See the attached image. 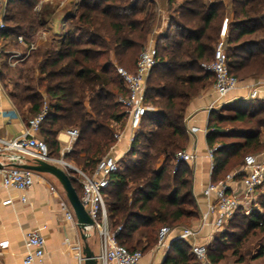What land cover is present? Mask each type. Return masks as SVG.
<instances>
[{
    "label": "trees",
    "instance_id": "obj_1",
    "mask_svg": "<svg viewBox=\"0 0 264 264\" xmlns=\"http://www.w3.org/2000/svg\"><path fill=\"white\" fill-rule=\"evenodd\" d=\"M39 1L8 0L6 27L0 32V44L16 42L20 34L26 42H31L30 32L36 26L44 27L54 11L48 9L44 12L46 17L37 18ZM154 3V0H82L77 13L69 18L71 22L75 20L77 31L93 30V38L86 42L108 46L115 60L109 53L100 61L105 52L79 47L80 39L73 32L64 34L59 48L47 49L43 54L38 84L45 95L28 86L25 87L27 93L22 98L17 97L33 102L36 111L46 101L47 113L39 131L47 144L50 143L52 155L56 149L59 151L56 135L65 128H76L79 135L64 156L85 170H93L115 142L114 122L123 125L126 117L117 99L125 88L115 64L119 61L129 70L135 69V53L143 50L152 31L155 11L154 6L148 7ZM175 3L176 0H169V9L173 10L169 25L156 39L158 62L148 76L146 87L149 109L129 150L119 159L120 169L110 176L105 190L111 228L116 230L120 226L117 239L129 249L143 250L141 244H135L140 239L148 244L155 242L164 224L175 227L182 225L186 218H199V208L191 190L192 172L186 161L176 160L175 153L184 149L187 141L184 118L190 98L213 82V74L201 63L213 59L227 9L224 0H181L173 9ZM230 5L233 18L228 26L225 52L231 73L238 76L243 68L248 73L264 72V0H230ZM106 20L112 30L109 37L98 31L107 27ZM25 27L29 34L22 32ZM258 33L260 35L256 36ZM155 68L159 69L154 73ZM225 120L243 121L247 131L222 132L210 127ZM144 121L150 128L142 126ZM263 125L264 117H257L256 113L236 110L223 115L213 112L207 141L209 146L220 144L213 157V181L223 177L218 175L232 159L242 156L243 161L250 150L264 147ZM162 156L165 160L157 168ZM72 182L77 190L74 178ZM258 198L261 210L237 212L226 224L230 228L225 226L226 229L216 232L213 242L207 244L212 264L222 258L221 244L232 243L231 239L236 238L235 228L245 227L244 234L257 229L264 232V190ZM238 238L233 240L236 246L241 243ZM170 246L176 254L170 253L164 264L200 263L186 239L177 238ZM261 256H264V246L257 255Z\"/></svg>",
    "mask_w": 264,
    "mask_h": 264
},
{
    "label": "built area",
    "instance_id": "obj_2",
    "mask_svg": "<svg viewBox=\"0 0 264 264\" xmlns=\"http://www.w3.org/2000/svg\"><path fill=\"white\" fill-rule=\"evenodd\" d=\"M8 0H0V32L5 29V8ZM18 41L23 44H29L34 48L33 42H26L24 35H18ZM226 38L218 39L214 47L213 59L209 62H202L201 66L213 74V87L218 93L219 98H223L227 93L237 87L239 78L231 73L226 57ZM158 62V49L156 39L151 37L141 51L135 69L129 70L127 67L115 64V69L125 92L118 95L124 112L126 113L125 122H114L116 130L114 132L115 142L110 146L96 163L93 170L87 172L85 169L75 166L63 156L71 150V145L65 147L61 157L53 156L50 153L47 142L35 132L40 130L41 124L47 113V106L28 120V125L24 133L14 138L0 137V154L9 152L12 154L13 163L20 162L17 153H28L35 159H42L63 167L74 179L80 181L81 194L80 200L85 209L94 221L91 226L97 233L100 240V249L95 254L98 264H141L143 251L141 249H129L126 245L120 243L117 239V233L120 226L113 230L110 225L109 212L105 202V190L109 185L110 176L120 169L119 159L113 154L114 148L127 134L132 141L135 133L140 127L141 120L148 111L149 106L146 103L147 79L152 68ZM260 82L255 84L250 97H256ZM200 128L198 126L188 127L189 133H196ZM69 136V142L72 143L79 135L76 128L66 129ZM220 147L217 143L208 149L211 159L214 152ZM177 161H191L194 155L184 149L175 153ZM1 161V160H0ZM0 167V195L6 191V196L0 197L1 205H11L14 203L12 190L20 192L21 201H27L26 191L35 183L38 173L32 169L22 168L13 164H5L1 161ZM214 167V161L212 168ZM76 175L78 177H76ZM240 185L238 192L233 189L232 184ZM51 189H54L51 186ZM264 189V150L254 153H248L244 156L243 163L239 169L227 172L224 177L218 181H211L204 189L206 196L214 195V200L209 204L208 209L201 215V225L208 222L209 216L213 215L212 225L215 232L223 231L228 220L237 212H249L253 209L261 210V203L258 200L261 190ZM67 219L77 223V218L73 208L64 206ZM178 230L176 238L188 239L196 234L200 227L182 226L178 228L170 225H163L157 233V245H165L169 234ZM7 246V241H0V247ZM26 252L24 256L25 264H32L40 261L45 255L46 238L39 229H33L25 233ZM78 259H85L82 245L76 243L72 245ZM191 252L200 261L201 264H212L208 258L207 244L192 243Z\"/></svg>",
    "mask_w": 264,
    "mask_h": 264
},
{
    "label": "crops",
    "instance_id": "obj_3",
    "mask_svg": "<svg viewBox=\"0 0 264 264\" xmlns=\"http://www.w3.org/2000/svg\"><path fill=\"white\" fill-rule=\"evenodd\" d=\"M224 1L227 2L228 8L227 15L221 26L219 39L223 36L227 37L228 26L233 18L230 0ZM154 2L159 17L162 16L164 18L169 10V0H154ZM69 16L70 14L67 15V17ZM58 19L57 10L55 9L53 16L49 18L46 25L56 28ZM168 21L170 22V19ZM158 25L157 21V23L153 24L152 30L160 33L158 32ZM168 25L169 23L167 22L166 28H168ZM42 29L46 36L48 31L44 28ZM1 62L2 57L0 54V137L14 138L24 133L28 120L40 112L44 105L36 111L31 101H24V103L20 104L16 102V95L6 81L4 71L1 69ZM237 77L239 78L237 87L229 91L225 97L219 98L213 87V82H211L205 89L190 98L185 110L184 125L187 141L184 145V150L194 155V159L186 161V163L192 172L191 190L199 208V218L192 221L188 226L200 227L196 234L186 239L190 245L192 243L209 244L216 233L211 223L213 215L209 216L208 222L201 225L202 213L208 209L209 204L214 200V195L206 196L203 193L207 185L213 181L212 163L214 160L208 154V149L211 146H209L207 141L208 132L211 130L210 127H215L222 132L231 129H238L242 133L247 131V127L230 126L225 128L213 124L209 127L210 117L213 112L228 115L233 114L236 110H244L247 113H256L257 117H264V72L248 73L247 69L243 68L242 73ZM259 82L260 86L257 96L250 97L254 85ZM231 122L245 123L240 120ZM191 126H198L200 129L196 133H189L188 127ZM34 134L39 137L43 136L41 131ZM56 137L59 141V153L56 154L55 152L53 156L61 157L65 147L69 145L72 147L74 142H69L66 128L60 130ZM130 144L131 140L127 134L117 142L113 154L118 159L122 158L129 150ZM16 155L20 160L18 163L34 161V158L28 153L20 152ZM65 159L73 163L71 159ZM0 160L8 165L12 164L14 159L11 153L5 151L0 154ZM164 160L163 156L159 158L156 167H160ZM51 186L54 189H51ZM232 187L238 192L240 185L233 183ZM11 193L14 196V203L0 206V241H7V246L0 247V264H25L23 261L26 252L25 233L33 229H39L45 236L46 250L43 258L32 264H85V259L80 261L72 249V245L79 243L82 245L83 250L84 241L77 223L67 219L65 216L64 206H70L71 208L72 206L55 176L50 173H38L35 183L26 191V202L20 200L19 191L12 190ZM4 196H6V191L1 192L0 197ZM182 226L179 225L177 227L180 228ZM178 230L169 234L163 246H158L156 240L151 244L142 239L136 242L135 244H141L140 248L143 249L141 264H164L170 253L175 256L176 253L171 251L170 245L173 240L177 239ZM86 232H89L87 241L91 249L95 254L98 253L100 240L97 233L91 227Z\"/></svg>",
    "mask_w": 264,
    "mask_h": 264
},
{
    "label": "rangeland",
    "instance_id": "obj_4",
    "mask_svg": "<svg viewBox=\"0 0 264 264\" xmlns=\"http://www.w3.org/2000/svg\"><path fill=\"white\" fill-rule=\"evenodd\" d=\"M81 1L82 0H40L37 5V18H39V16L42 17V15L43 17H46L44 12L48 9H54V10L56 9L57 16L59 18L57 27L52 28V27H48V25H45L44 27H42L48 31L46 36L43 32V29L39 26H36L34 30L30 32V34L28 33L29 30L25 27L22 30V32H25L31 35L32 37L31 42L34 43V48L32 49L29 47V44L27 45L23 44L19 42L18 40L16 42L13 41L12 43L3 42L0 44V54L2 57L1 69L4 71L7 83L10 84V89H12L14 94L16 95V98H15L16 102H18L19 104L22 102L24 103L23 99L21 98L25 93H27L25 92V87L29 86L33 89V91L39 92L40 95L41 94L44 95V89L40 87V85L38 84V80L41 77V73L38 70L39 62L41 61L43 54L46 52L47 49H52L55 47L59 48L60 46L59 43H60L61 38L64 36V34L68 32L76 33V35L79 37L80 39L78 43L79 47L94 49V50H102L103 52H105L100 57L99 59L100 61H103L104 59H106L109 53H111V55L109 56L110 57L112 56V59L115 60L114 53L112 50H110L108 46L91 45L86 42L88 41V39L93 38V33H94L93 30L91 31L85 30L82 32L77 31V29L74 27L75 20H73V22L70 21L69 18L71 16H74L75 13H77L78 7ZM180 1L181 0H176V3L173 5V9L174 7H176V5ZM152 6H154L153 10L155 11V18H154L153 24L157 23L158 21L159 23L158 32L160 33H157L152 30L149 35V38H151L152 36L153 38L157 39L159 35L166 32L167 30L166 25H167V22L169 23L168 20L170 19V16L172 15L173 10L169 9L165 17L162 18V16L159 17V14L157 13V10L155 9L156 7L155 3L153 5L149 4L148 9L151 8ZM227 8H228V5H227V2H225V9ZM69 14L70 16L67 17V15ZM107 23L108 21L106 20L104 24L106 25ZM98 31L99 33L104 34L106 37L111 36V33H112V30L108 24H107V27H105L104 29L102 28L101 30H98ZM259 35L260 33H258L256 36H259ZM38 36H40L41 38ZM141 51L142 49L139 50L137 54L135 53L134 60L138 59ZM117 62L116 64L124 65V63L122 64V63H119V61ZM158 69L159 68H155L154 73L157 72ZM162 71L164 70H161V72ZM111 72L114 73L113 70H111ZM33 91L30 90V92L32 93ZM19 95L21 96V98L17 97ZM46 104L47 103L45 101L43 105H46ZM226 113H230V112H226ZM215 125H219L225 128L230 127V126L242 127V128L247 127L246 123L231 122L227 120L216 122ZM142 126H144L145 129L150 128V126L147 124L146 121L142 123ZM261 129L262 131H264V125L261 126ZM261 139H263L264 141V134L261 135ZM48 144L50 145L49 142ZM57 150L58 149L55 150L56 154L59 153ZM261 150H264V147L250 150L249 153L251 152L254 153L257 151H261ZM72 161L75 166L82 168V166L77 164L74 160ZM242 163H243L242 156L235 157L226 166V168L218 175V177L224 176L227 172H231L232 170L239 169ZM86 171L89 172L90 169H86ZM76 177L78 176L76 175ZM75 180H76L75 185L77 187V190L78 192H80V189H81L80 181L78 180V178ZM187 207L189 206L187 205ZM195 220L196 218H193V217L186 218L184 221H182V225L188 226L189 224H191L192 221H195ZM240 223H241V220H240ZM226 228L229 229L230 226L228 227L226 226ZM234 231H236L235 237L236 238L239 237L241 240L240 245L238 246L235 245V242L233 240L236 238L234 239L230 238L232 243L226 242V244H221L220 253L222 255V258L215 264H264V256L257 257L258 253L260 252V249L264 246V232L257 229V230H250L249 232L244 234L245 227L235 228ZM226 241H230V240H226ZM192 258L196 262L193 256Z\"/></svg>",
    "mask_w": 264,
    "mask_h": 264
},
{
    "label": "water",
    "instance_id": "obj_5",
    "mask_svg": "<svg viewBox=\"0 0 264 264\" xmlns=\"http://www.w3.org/2000/svg\"><path fill=\"white\" fill-rule=\"evenodd\" d=\"M12 164L22 168L32 169L39 173H50L57 178V180L63 187L65 194L69 200V203L71 204L75 212L77 218V225L81 230V236L84 241V262L85 264H98L97 259L95 258V252L91 249L87 241L89 232H86L88 228L94 224V221L80 200V196L72 182L73 176H71L68 171L65 170L63 167L42 159H35L33 162L29 163ZM1 166L2 164L0 161V167Z\"/></svg>",
    "mask_w": 264,
    "mask_h": 264
}]
</instances>
